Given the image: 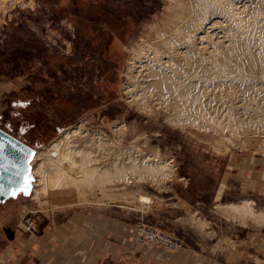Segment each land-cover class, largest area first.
Segmentation results:
<instances>
[{"label":"rangeland","instance_id":"obj_1","mask_svg":"<svg viewBox=\"0 0 264 264\" xmlns=\"http://www.w3.org/2000/svg\"><path fill=\"white\" fill-rule=\"evenodd\" d=\"M197 1L0 0V128L39 149L82 125L70 145L79 149L85 142L94 159L102 153L100 165L116 159L118 167L123 162L120 173L126 172L106 183L104 191L85 186L81 194L66 187L38 190L36 197L38 177L32 172L26 193L0 200V264H264V223L243 222L227 209L243 199L252 200L256 211L264 209V126L252 129L249 123L264 111V87L255 96L232 81L201 88L203 111L209 110L212 123L205 114L196 117L198 124L197 119L174 120L173 111L156 100L143 107L135 94L141 91L132 88L135 53L157 46L164 36L160 27L171 14L180 20L170 24H180L192 16ZM259 13L261 20L255 19L264 34ZM224 32H211L205 40L224 39ZM236 106L248 114L240 116L235 131L226 114L240 115ZM99 135L107 143L95 150L91 143ZM39 162L34 158L32 167ZM151 163L162 170L145 172ZM137 166L142 173L134 170ZM91 213L115 221L125 234L120 239L102 235L110 244L98 252L84 248L80 236ZM73 229L76 236L69 234ZM147 230L171 236L176 246L142 241Z\"/></svg>","mask_w":264,"mask_h":264},{"label":"bare ground","instance_id":"obj_2","mask_svg":"<svg viewBox=\"0 0 264 264\" xmlns=\"http://www.w3.org/2000/svg\"><path fill=\"white\" fill-rule=\"evenodd\" d=\"M259 11L263 12L264 14V0H198L193 4V7L190 8V13H191L190 15L192 16L188 17L184 22L181 20L182 23L180 24L178 23L170 24V21L180 20L179 15L176 12L175 13L173 12L170 16V20L165 22L163 27H160L159 34H161V36L162 35L164 36L162 37V40L159 41L157 46L151 44H150L151 46H149L148 44L149 48L144 49L146 47L143 46L144 48H141L140 50L138 49L139 52L137 50L138 53H135L136 57L138 56V60H137L138 64L134 65V67L133 66L131 67V68H135V67L136 68L134 69L135 72H133L130 77L132 78V82H133L132 85H134L132 88L137 87L138 90L141 91V93L135 92V94L137 96L139 94L140 99L143 101L142 103H144L143 107L146 106L145 102L147 100L150 102L156 100L155 102H157L159 105L166 108V110H170V114L172 113L171 111H173V114L170 116L171 117L173 116V119L175 116L176 118L174 120H178L180 122H184V121L194 122V120L197 119L196 117H206L204 115L207 112H209V110L206 113L205 111H203V107H202L203 102L201 100L202 94L200 95V92L202 90L201 88L205 89L208 87L207 90L209 91V87L212 88V87L220 86L222 84L224 85L225 81L235 82L236 84H238L237 87L241 86L251 95L255 94L256 89L258 90L260 88H263L264 87V34L262 33V30H260L262 29L259 26L261 24L258 25L255 19V16L256 17L260 16L258 15L260 14ZM223 30L225 31L224 39L219 38L220 40L218 41L214 40L213 43L205 40L206 38L208 39V36L211 35L210 34L211 32L212 35L213 34L217 35L216 33H219L220 31ZM216 37L217 36H215V38ZM131 70L133 71V69ZM226 87L227 86L224 87L225 91H226ZM231 88L233 87L230 86V89ZM218 90H220V88H218ZM231 90L227 92L231 93ZM243 92L244 91H242V93ZM129 93L131 94L130 96L134 95V93H132V90H130ZM217 94L220 95L219 93ZM232 95L234 94L232 93ZM251 95H249V97ZM257 95L259 97L258 100H260L261 96H259V93ZM208 97L210 96L208 95ZM220 99L218 98V100ZM241 99L243 98L241 97ZM250 100L252 99H249V101ZM230 103L227 104L229 105ZM250 105L252 106V104ZM237 106L240 109L241 105H237ZM244 106L246 105H243L242 108H244ZM227 109L229 108H225V110ZM244 109L240 111L237 109L240 115L236 114L235 111L231 112L228 110L230 112V113L228 112L229 114H226V118L227 115H229L228 121L226 120L227 122L226 123L224 119L223 122H225L227 125L229 122V125L231 127L230 130L235 129L236 131V127L234 128V126L236 125L240 129L241 125L239 127L238 122H240L243 118L240 116L241 115L244 116V114L247 113ZM262 110L264 109L262 108ZM263 112L261 111L259 112L257 120L256 119L254 120V118L251 119V121L249 120L251 128L255 124L259 125V127L264 126ZM250 114L252 115V113ZM220 115L222 114L220 113ZM247 116H249L250 119V115ZM211 117L212 116L209 115L207 119L210 120ZM213 117H215V114ZM217 118L220 119V116ZM221 118H225V117L221 116ZM209 122L212 123L211 120ZM218 122L220 123V120ZM197 124H198V119H197ZM215 126L216 128H218L216 124ZM242 127H246V126L244 125ZM247 127H249V124ZM223 128H221L220 131ZM225 129H227L226 126ZM252 129L255 128L253 127ZM82 131H83L82 125H77L74 128L64 130L55 138H53L48 144L42 146V148L36 149L32 147L34 149V155L31 159L30 172L31 174L32 172L36 173L38 177L37 183L39 185L38 188L34 189V197H36L38 190L42 192L47 189H57V188H66V187H75V189L81 194L85 186H90V187L95 186L97 188H101L102 191L103 190L102 188H104V185L106 183L108 184V182L110 183V182H114V180H118V177L120 175H122L120 177L123 178V175L126 172L125 173L121 172L122 173L121 174L119 168L120 166L122 168L123 162L119 163L120 164L119 167L116 164V159L113 160V162H111L109 165L105 163V165L107 166L100 165V163L97 162V158L101 156L102 153L100 154L98 153L99 156L94 159L92 155L93 154L92 152L94 150L91 149L90 145L89 147H87L85 142H83L84 147H81L79 149H77V147H73V144L70 145L72 143L71 138L72 137L75 138L76 135H81ZM97 138L99 139H94L92 140L93 142L91 143L97 148L95 150H99L102 146H104V144L107 143V142L104 143V141H102V139L104 138H102L101 135H99V137ZM90 142L91 140L88 142V144ZM91 150L93 151L91 152ZM113 155L114 154H112V156ZM34 158H40V162L37 164V166L32 167V161L34 160ZM129 160L131 161L132 159ZM140 163L146 166V164H144V162H141V160ZM153 163H151V165L148 164V166L150 165L149 167L150 170H147L146 168L147 166L146 167L143 166V168L147 170L145 172L152 171L153 168L156 169V171L162 170L161 164L158 165L157 163L156 164ZM137 167H133L134 170L136 169L141 170L137 172L142 173V169H141L142 166L141 168L140 167L137 168ZM129 168L131 169V166L128 167V169ZM128 169H126V171ZM123 170L124 169H122V171ZM131 172L134 171L132 170ZM160 173L162 174V172ZM149 174L152 173L149 172ZM140 198L142 200L148 199L146 195H140ZM251 205H252V200L243 199L241 202L237 204L230 203L229 205H227V209L230 210L231 214L239 217L243 222L246 218H250L252 219V221L254 220L257 223L258 222L264 223V209L256 211L252 208Z\"/></svg>","mask_w":264,"mask_h":264},{"label":"water","instance_id":"obj_3","mask_svg":"<svg viewBox=\"0 0 264 264\" xmlns=\"http://www.w3.org/2000/svg\"><path fill=\"white\" fill-rule=\"evenodd\" d=\"M33 155L31 146L0 128V200L19 191H28Z\"/></svg>","mask_w":264,"mask_h":264},{"label":"crops","instance_id":"obj_4","mask_svg":"<svg viewBox=\"0 0 264 264\" xmlns=\"http://www.w3.org/2000/svg\"><path fill=\"white\" fill-rule=\"evenodd\" d=\"M243 166H242V170L244 169ZM262 172H264V168H263ZM255 177L257 178L258 175L256 174ZM85 221H86L84 224V225H86L85 229H82L84 231L85 235L82 234V236H80L82 239H85L84 240L85 242L83 243L84 248L87 246L88 247L94 246L95 248L97 247V250H96L97 252L99 251V248H101L103 246L105 247L109 243L102 237V235L103 236L112 235L113 237L120 239L122 234H125V231H126V229L123 226L116 224L115 221L113 223L109 220L107 221L106 217L103 214H99V213H97V214L91 213L90 215L86 216ZM89 226H91V227H89ZM72 227H73V225H72ZM66 231L68 233L67 229H66ZM76 232H77V229H75V230L73 229V230H71V232L69 231V234L71 233V235L74 234L76 236ZM67 233H65L63 235H65V237H69ZM78 245H79V243H78ZM79 246H81V245H79ZM94 247H92V248H94ZM82 250H84V249H82Z\"/></svg>","mask_w":264,"mask_h":264},{"label":"built area","instance_id":"obj_5","mask_svg":"<svg viewBox=\"0 0 264 264\" xmlns=\"http://www.w3.org/2000/svg\"><path fill=\"white\" fill-rule=\"evenodd\" d=\"M142 237V241L148 243H158L171 247H174L177 244L172 240L173 238L171 236L161 235L157 231L147 230L143 233Z\"/></svg>","mask_w":264,"mask_h":264},{"label":"snow or ice","instance_id":"obj_6","mask_svg":"<svg viewBox=\"0 0 264 264\" xmlns=\"http://www.w3.org/2000/svg\"><path fill=\"white\" fill-rule=\"evenodd\" d=\"M25 183H27V179H26Z\"/></svg>","mask_w":264,"mask_h":264}]
</instances>
